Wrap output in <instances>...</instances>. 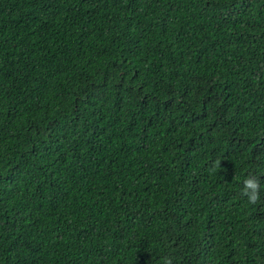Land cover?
Wrapping results in <instances>:
<instances>
[{"label": "trees", "instance_id": "trees-1", "mask_svg": "<svg viewBox=\"0 0 264 264\" xmlns=\"http://www.w3.org/2000/svg\"><path fill=\"white\" fill-rule=\"evenodd\" d=\"M166 259L264 264V0H0V264Z\"/></svg>", "mask_w": 264, "mask_h": 264}, {"label": "clouds", "instance_id": "clouds-1", "mask_svg": "<svg viewBox=\"0 0 264 264\" xmlns=\"http://www.w3.org/2000/svg\"><path fill=\"white\" fill-rule=\"evenodd\" d=\"M221 167V162L214 165ZM240 195L251 205L257 204L261 199V180L253 173H249L242 181ZM165 264H171V259H166Z\"/></svg>", "mask_w": 264, "mask_h": 264}]
</instances>
